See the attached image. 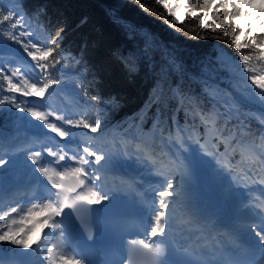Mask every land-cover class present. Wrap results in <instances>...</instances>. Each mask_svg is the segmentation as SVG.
<instances>
[{
    "label": "trees",
    "instance_id": "obj_1",
    "mask_svg": "<svg viewBox=\"0 0 264 264\" xmlns=\"http://www.w3.org/2000/svg\"><path fill=\"white\" fill-rule=\"evenodd\" d=\"M181 1L189 7L194 4L193 10L199 15L192 17L185 11L179 18L163 7L165 2L172 5L171 0H160L159 4L156 0H139V3L136 0H0V12L7 14L15 9L20 15L14 19H21L25 24L22 22L12 28L14 20L5 23L0 16V99L13 100L5 76L22 89V82L26 80L22 76L16 81L3 67V58L8 51L14 50L31 58L24 50L26 35L21 33L35 35L37 46L43 48L62 28L59 51L55 55L65 70L61 72L56 65L53 67L50 58L47 71L37 86H42L51 77L60 81L56 85L73 88L79 98L92 107L93 113L85 117L86 122H100L98 131L92 132L93 141L99 138V133L106 135L111 131L128 137L145 130L147 133L154 131L150 142L159 154L163 153L159 135L164 138L176 136L177 127L203 139L206 126L202 122L210 124L207 119L210 114L215 117L211 130L215 133L214 146L218 150L234 148L236 161L243 160L246 148L250 147L254 155V150L264 148V125L246 115L245 106L239 111L220 115L201 82L205 78L211 79V73L215 74L213 80L228 75L226 69L216 65L220 50L236 61H242L243 55L249 56V63L256 73L263 74L261 52L246 39L241 43H249V48L237 52L231 44V39L239 34V30L232 31L234 25L226 23L222 15L213 10L210 15L221 23V28L213 33L200 24L201 0ZM262 7L264 5L257 0L252 10L255 12ZM240 24L247 29L249 21L242 19ZM225 30L229 32L228 37L213 38L222 36ZM252 30L254 35L259 32ZM10 34L16 39H11ZM194 36L207 38H192ZM257 39L264 40V35H258ZM28 51L36 50L29 46ZM81 54L83 62L78 64L76 60ZM56 85L49 88L50 92ZM92 96L100 99L93 100ZM113 97L115 102L104 103ZM23 109L25 107L21 105L19 109L7 103L0 105V157L9 161L0 168V177L8 172L17 174L23 162L29 160L27 152L17 150L8 155L4 149L23 126L28 115ZM225 135L230 138L223 139ZM254 164V168L260 167L257 162ZM166 168V181L171 180L176 187L180 172L170 166ZM164 199L169 204L172 201L171 197ZM30 209L20 201L8 208L0 204V235L11 229L16 238L25 236L30 244L41 228H45L37 220V213L29 214ZM27 251L29 249L14 245L10 240L0 241V264H11Z\"/></svg>",
    "mask_w": 264,
    "mask_h": 264
},
{
    "label": "snow or ice",
    "instance_id": "obj_2",
    "mask_svg": "<svg viewBox=\"0 0 264 264\" xmlns=\"http://www.w3.org/2000/svg\"><path fill=\"white\" fill-rule=\"evenodd\" d=\"M136 2L139 3V0H136ZM156 2L159 4L160 0H156ZM256 2L257 0H201L200 13H202V18L200 20V24L202 27L208 28L213 33H215L217 29H220L221 23H219L216 19L212 18V16L210 15V13H212L213 10H215L217 13H220L222 15V18L226 23L234 25V27L232 28L233 32L239 30V34L235 35L234 38L231 39V44L237 50V52H239L241 48H249V43L247 42L243 44L241 43L242 39H246L250 41L251 46H253L255 49L260 50L261 59H264V40L258 41L257 39L258 35H264V7L254 12L252 10V6ZM259 3L261 5H264V0H259ZM141 6L144 7V5ZM163 7L165 9H168L170 13L174 9L185 7L187 8V11L191 14L192 17H197L199 15L197 11L193 10L195 7L194 4L192 7H189L186 4L171 5L168 2H165L163 4ZM19 15L20 13L15 9L11 11H7V14H3V12H0V16H2L3 22L8 23L14 20V23H12L11 25L12 28H15L17 25L22 24L23 21L21 19H14V16H19ZM253 17L261 21L259 32L256 35L253 34L252 24H251V19ZM242 19H248L249 24L247 29L242 27V25L240 24V21ZM209 21H211V23H209ZM62 32L63 29L61 28L59 31L56 32L55 36L51 37L49 43L46 44L43 48L38 47L36 43H32L31 47L36 50L35 52L28 51L29 46L27 44H25L24 50L27 51L31 59L33 61H36L37 64H40L41 67L46 68L48 66V62L50 58H51L52 66L55 67V65L61 63V60L55 54L59 51L58 45L62 39L61 37ZM21 35H27V33H21ZM228 36H229V32L225 30L222 36L217 35L213 38H224ZM10 38L15 40L16 36L10 34ZM192 38L204 39L207 37L194 36ZM37 53H39V55H37ZM241 60L243 61L244 69L251 74L248 76V79H250L251 84L254 85L257 90H259L254 92L253 94L256 95L258 98H264V75L254 74L256 72V69L249 63L250 61L249 56L243 55L241 56ZM41 62L44 63L41 64ZM82 62L83 59L81 54V56L77 58L76 63L79 64ZM130 70L132 69L130 68ZM12 75L15 76L16 72H13ZM41 76L42 74L38 73L33 78L32 83L30 84L28 83L27 80H24L22 82L23 89L21 88V86L14 84L9 77L5 76L4 79L8 81V87L10 92H20L23 90L24 96L44 97L46 92L49 90V88L52 85H56L60 83V81L49 77L47 81L43 83L42 86L38 87L37 85L41 83ZM92 99L98 100L100 98L98 96H92ZM113 102H115L114 97L108 101H104L105 104H110ZM6 103L10 107H15L17 109L20 108L19 103H13V100H9L8 97H5L4 99H0V105H5ZM23 110L28 112L30 114V117L36 118L37 120L46 124L48 129H50L54 133H57L59 137H61L62 139H68L74 136V133L71 131L72 127H79L82 124V127L84 129H90L91 132L95 133L98 131V129L101 126L99 120H97L95 123L83 122L77 120L74 123L72 119H64L63 117H58V119L64 120V123L70 126L69 128L58 127L56 124L48 122L47 116L43 112L37 111L36 108L33 106H28ZM48 151L51 154V156L53 157L57 156V152L52 151L51 149H49ZM40 156L41 153L36 152L34 153L33 156H30L28 158L32 160L33 164H36L38 166V171L42 173L45 177H47V179L51 182L52 189H57L60 191H56L52 193V196L56 198L55 200L51 199L50 197H45V199H49V202L46 203L44 207L40 210L41 211L47 210L49 214L39 223H41L45 228L59 230L58 234L60 236L62 237L66 236L68 239L74 242V240L71 238V236L67 231L66 224L63 222L65 210L71 209L72 214L74 215V212L76 211L77 201H86L87 204L93 205L100 203L103 199H105V197L101 196L99 192L92 191L91 189H89L88 192L82 195H76L75 198L70 197L69 193H76L78 188L82 186H86L87 177L88 175H90L88 169L84 167H75L72 169L70 173L63 171H55L54 169L50 172L48 167L42 165V162L39 159ZM71 156L74 160H78L80 163L89 166H93L94 162L98 164L99 162L105 161L107 159L104 155L98 154L96 150L92 149L91 146L86 143L81 150L77 152H72ZM86 157H94V162L87 159ZM65 159H66V155L59 156V161H64ZM261 159L264 160V157H261ZM8 163H9L8 160H5L4 158L0 157V168H3ZM46 163H57V162L48 161ZM61 166L66 167V165H61ZM246 175L251 177V172H247ZM69 176L73 178V182L70 185H66L64 181ZM82 176L84 178H81ZM54 177H58L59 182L56 179H54ZM87 182L91 183V180H88ZM174 187L175 185L173 184V182L171 180H168L166 182V188H164V190L159 191L158 193L161 199L159 200V208L153 209L155 213L154 225L150 227V235L152 238H161L162 235L166 233V223H167L166 210L169 209V203L164 198L172 197L175 194ZM242 209H243V204L241 205L240 210ZM12 211L15 212L16 209L13 208ZM31 212L32 210L30 209L29 214H31ZM13 223H15V221H13ZM256 235L259 237L257 243L260 244L262 247H264V232L256 231ZM39 239L40 238L37 237V241H39ZM4 240H10L12 244L20 245L24 249H29L32 247V245H30L27 242L25 236L16 238V234L11 229H9V231H5L2 235H0V241H4ZM132 243L135 244L136 241H132ZM139 243L143 246V249L147 250L148 253H155L157 251L151 243H146L145 240H140ZM46 251H47V255L51 257L53 249L47 248ZM53 264H55V262H53ZM60 264H82V262L81 260L78 259L73 260V259L61 257Z\"/></svg>",
    "mask_w": 264,
    "mask_h": 264
},
{
    "label": "rangeland",
    "instance_id": "obj_3",
    "mask_svg": "<svg viewBox=\"0 0 264 264\" xmlns=\"http://www.w3.org/2000/svg\"><path fill=\"white\" fill-rule=\"evenodd\" d=\"M259 1V0H258ZM172 5L180 4L185 5L184 2L181 0H171ZM187 11V8L180 7L179 9H174L172 11L173 14L177 15L179 18H182L184 12ZM252 28L255 30H259L261 21L257 20L255 17L251 19ZM30 44L34 42V37H30ZM6 65L5 69L6 71L16 80H19L23 74L19 73L20 71L19 67L13 63L10 62V56L6 57ZM216 65L222 69H226L228 71V75L222 77L218 80L216 79L215 74L211 73V79L205 78L201 83L204 88V92L207 94L209 99H211L213 106L218 110V113L220 115L222 114H230L234 111L241 110L240 108L242 106H245L247 108V114L252 117H254L261 125H264V98H258L253 93L256 91H259L256 89L254 85L251 84V80L248 79V76L251 75L248 73L244 67H243V61H236L230 58V56L224 52L223 50H220L217 54L216 58ZM33 67L37 68L36 63L32 64ZM27 73H29L28 70L24 69ZM16 72V75L13 76L12 73ZM212 72V71H210ZM256 75H264L254 73ZM57 92V97L61 99V96L65 93L68 97L69 103L70 98L69 96L72 95V90L65 87H57L55 89ZM61 104V102H59ZM69 103L65 105V109H70ZM62 106V104L60 105ZM60 106H53L52 109H49L48 107H45L47 118L51 119L54 118L55 120H52L50 123L56 124L58 127L63 128H69L70 126L64 123V120L58 119V117L61 116H55L51 115L50 112H54L58 114V112L61 111ZM77 105L74 104L73 108L76 110ZM246 110V109H245ZM71 112V117L69 119L75 118L76 115L79 113ZM237 114H239L237 112ZM63 117V116H62ZM243 117V115H242ZM65 119V117H63ZM224 118V117H223ZM207 119L208 122L211 123H205L207 121H201L203 125L206 126V133L205 137L203 139L199 137H194V139L190 138V136H187L185 134V130L181 129L183 132H178L177 130V137H169L168 141H165L160 136V142L163 143L165 146V149L168 152V159L169 163H172L171 165L174 166L178 171H180V182L176 186V195L172 197L174 200L175 206L174 209H172L167 215H172L173 217L178 216L177 211V205L179 206V201L182 195V178H185L188 183H192L196 190H198L200 193L211 191L212 193L207 198V202H212L214 205V196L218 195L221 198L227 199L230 204L236 205L241 201L240 197V189L247 186H241L238 181H235V177H237V173L233 172L230 164L232 162L233 158V152L234 148L227 147V150H221V152H218V149L214 146L215 141L213 140V136L215 133L211 130L212 122L215 121L214 115H208ZM32 122V123H31ZM36 119L33 117H28L26 120V124L31 123L29 126V129H37L40 126L44 125L43 122L38 120V124L35 125ZM215 124V123H214ZM34 127V128H33ZM213 129V128H212ZM180 130V129H179ZM71 131L73 132V127L71 128ZM75 133V132H73ZM81 133V132H80ZM83 134V133H81ZM190 134V133H188ZM84 135V134H83ZM194 136L196 133L193 134ZM53 137V146L49 147L52 151L57 152V154L61 151V146L59 145V139H62L59 137L57 133H54ZM125 135L121 134V136L115 135L114 132L109 134L106 138H102L98 141V145L91 146L92 149L96 150L100 149L102 152L101 154L104 155L110 164L114 162H123L127 163L130 161L127 159H122L124 156H122L120 153H115V151H122L125 149H129V145L126 143H135V152L141 151V145L140 143L144 142L146 137L152 136L151 134H148L147 131L143 132H137L134 135H132L129 138L124 137ZM197 136V135H196ZM59 138V139H57ZM73 137H70L68 139H63L66 141L72 140ZM85 140H88V145L90 142V134L87 132V134L84 136ZM223 139L228 140L229 136H223ZM242 144V143H241ZM247 147H249L246 144H243ZM120 147V148H119ZM152 150L153 147H150ZM173 150V151H172ZM146 150H144L145 152ZM256 150H254L255 152ZM260 152H264V148L259 150ZM246 156L250 157L252 156V151L249 148H246ZM261 157H264V153L261 155ZM260 157V159H261ZM88 158V157H86ZM142 159L146 160L143 162V167L145 168L147 173L146 175L151 176L152 171H150V167H146V162L148 161V157L142 156ZM262 160V159H261ZM264 161V160H263ZM154 165L158 164V166H161V162L156 161L153 162ZM162 167V166H161ZM161 171H164L162 168ZM59 171V170H55ZM51 172V171H50ZM144 175V174H141ZM56 178V177H54ZM231 179V180H230ZM181 183V184H180ZM248 184L247 181L243 182V184ZM239 186V188H238ZM211 198V199H209ZM49 201V200H48ZM46 204L45 201H39L36 202L31 207L32 212L31 214L36 211L40 212L44 205ZM30 214V215H31ZM48 215V212L45 214V216ZM251 217H249L250 219ZM51 228H49L50 231ZM50 234L46 237V240H44L43 236H39V241L42 243L40 246L41 252H43L46 249L47 245L49 248L53 249L52 256L49 257L48 263L53 264H60L61 257H65L68 259L77 260L74 257L67 256L65 254H62L58 251L57 246L55 244H50ZM37 241V242H39ZM45 242V243H44ZM43 249V251H42ZM32 250V249H31ZM34 252V251H32ZM45 253H41V256H44ZM40 256V255H39Z\"/></svg>",
    "mask_w": 264,
    "mask_h": 264
},
{
    "label": "bare ground",
    "instance_id": "obj_4",
    "mask_svg": "<svg viewBox=\"0 0 264 264\" xmlns=\"http://www.w3.org/2000/svg\"><path fill=\"white\" fill-rule=\"evenodd\" d=\"M92 113L93 112H85V115H89V114H92ZM50 142H51V140L46 144V146L50 145L51 144ZM51 145H53V144H51ZM64 152H65V150L62 151V153H64ZM133 153H134V144H132L130 146V150L127 151V153L122 154V156H124L125 158H130V157L133 156ZM46 154H48V153H43V155L41 157H44ZM131 162H133V161H131ZM107 165H109L110 168H121L123 166V164H121L120 162H114V163H111V164L109 163ZM78 167H83V166L79 165ZM134 167H135V165L134 164L131 165V163L129 162L125 166L126 170L125 171H121V172H124V174H128V173H125V172L126 171H131L132 168H134ZM73 168H75V167H72V168L69 167V168H67V169H65L63 171L70 173ZM140 168L143 169L142 167H140ZM89 173H90V175H88L87 180H86L87 189L83 193H79V195H82V194L88 192L89 189H91L92 191L99 192L101 194V196H102L103 192L100 191L99 187H96V185H95L96 180L92 179V173L91 172H89ZM132 173H134V172H132ZM118 174H120V173H118ZM142 174H144L143 176H147V175H145V173H142ZM88 180H92L91 183H88L87 182ZM64 183L66 184L65 181H64ZM181 187H182V191L183 192H182V195H181V198H180V201H179V206H180L179 209H182L183 212H186L188 214L191 210H193V208H197V209H195L196 210L195 214H197V217L198 218L204 217L205 216V214H204V210L205 209L202 208V205L206 204L207 208L213 207L212 202L210 203V202L204 201L210 196V194L212 192L211 191H206V192L200 193L198 190L195 189L194 185L192 183H188L185 178H182ZM40 188H41L40 193H44V194H47L49 192L50 193H54L56 191H60V190H57V189H52V191H50L47 188V186H45V185H41ZM70 197L75 198V196H71V195H70ZM55 199L56 198L54 197V200ZM209 199H211V198H209ZM258 200H260L261 202H264V199L262 197H258ZM77 202H81V201H77ZM250 203H253V201H250ZM5 205H7V203H4V206ZM67 210L68 209L65 210V213L67 212ZM199 210L203 211L200 215L197 212ZM183 212H181V214H183ZM195 214H192L191 216H195ZM211 224H213V223L211 222ZM173 226H174L173 228H178L179 227V226H175V225H173ZM174 231H176V229ZM249 231H251V230L249 229ZM148 232H149V230H148ZM148 232H146L145 234H147ZM58 233H59V230L53 229L52 230L51 239L53 240V242L57 243V245H59V246H62V243H64L65 246H66L65 238L60 236ZM166 236H167V238L170 239V237L168 235H166ZM207 236L210 237V236H212V234L211 233L207 234ZM202 240L203 239H197L196 243H201ZM223 243H224L223 240L218 241V245H220V246H222ZM42 264H44V262Z\"/></svg>",
    "mask_w": 264,
    "mask_h": 264
},
{
    "label": "water",
    "instance_id": "obj_5",
    "mask_svg": "<svg viewBox=\"0 0 264 264\" xmlns=\"http://www.w3.org/2000/svg\"><path fill=\"white\" fill-rule=\"evenodd\" d=\"M69 181H70V179H69ZM72 182H73V178H72ZM71 181H70V184L72 183ZM78 190V189H77Z\"/></svg>",
    "mask_w": 264,
    "mask_h": 264
}]
</instances>
